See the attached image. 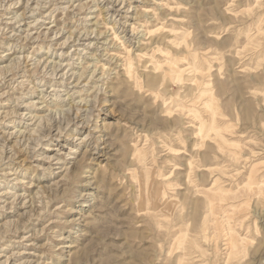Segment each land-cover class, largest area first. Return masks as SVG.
I'll list each match as a JSON object with an SVG mask.
<instances>
[{
	"label": "clouds",
	"instance_id": "obj_1",
	"mask_svg": "<svg viewBox=\"0 0 264 264\" xmlns=\"http://www.w3.org/2000/svg\"><path fill=\"white\" fill-rule=\"evenodd\" d=\"M0 264H264V0H0Z\"/></svg>",
	"mask_w": 264,
	"mask_h": 264
}]
</instances>
